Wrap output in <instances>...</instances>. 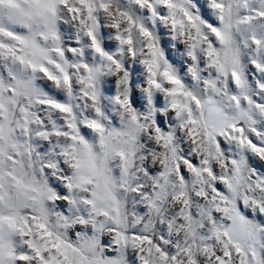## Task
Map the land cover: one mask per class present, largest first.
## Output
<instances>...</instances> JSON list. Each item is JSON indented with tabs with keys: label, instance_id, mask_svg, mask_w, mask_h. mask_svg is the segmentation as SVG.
I'll return each instance as SVG.
<instances>
[{
	"label": "snow or ice",
	"instance_id": "1",
	"mask_svg": "<svg viewBox=\"0 0 264 264\" xmlns=\"http://www.w3.org/2000/svg\"><path fill=\"white\" fill-rule=\"evenodd\" d=\"M0 264H264V0H0Z\"/></svg>",
	"mask_w": 264,
	"mask_h": 264
}]
</instances>
